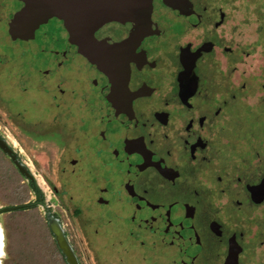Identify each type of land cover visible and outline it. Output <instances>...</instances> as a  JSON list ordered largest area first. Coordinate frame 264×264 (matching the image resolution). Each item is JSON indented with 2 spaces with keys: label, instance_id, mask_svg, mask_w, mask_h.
Here are the masks:
<instances>
[{
  "label": "flooded vegetation",
  "instance_id": "af4514ba",
  "mask_svg": "<svg viewBox=\"0 0 264 264\" xmlns=\"http://www.w3.org/2000/svg\"><path fill=\"white\" fill-rule=\"evenodd\" d=\"M24 6L0 0V40L19 44L0 76L35 94L40 112L0 91L11 151L0 153L33 191L23 209L43 206L58 253L3 264H68L50 217L78 264H264V73L252 83L241 67L263 48L264 0H153L149 16L95 31L114 49L102 69L56 17L13 40ZM255 89L262 101L248 103Z\"/></svg>",
  "mask_w": 264,
  "mask_h": 264
},
{
  "label": "water",
  "instance_id": "95a60500",
  "mask_svg": "<svg viewBox=\"0 0 264 264\" xmlns=\"http://www.w3.org/2000/svg\"><path fill=\"white\" fill-rule=\"evenodd\" d=\"M25 6L16 12L9 22V34L13 40H30L36 30L52 18L64 22L69 31L70 41L78 47V52L98 67L112 64L113 47L100 43L95 31L112 21H125L149 16L153 0H22ZM177 9L185 6L186 0H163ZM0 137V149L11 152ZM24 174L23 165L15 163ZM24 205L0 207V215L23 209ZM57 245L67 257L68 264H78L75 252L67 241L58 219L48 218ZM4 230V229H3Z\"/></svg>",
  "mask_w": 264,
  "mask_h": 264
},
{
  "label": "rangeland",
  "instance_id": "374dc122",
  "mask_svg": "<svg viewBox=\"0 0 264 264\" xmlns=\"http://www.w3.org/2000/svg\"><path fill=\"white\" fill-rule=\"evenodd\" d=\"M257 24L253 23L247 27L246 36L247 42H253L256 39ZM251 35H253L251 37ZM0 48V62L3 59H11L15 56V50L19 46L17 42L10 40V38L3 37L1 40ZM262 50V51H260ZM248 51L250 49L248 48ZM246 62L241 67L247 72V77L252 83H260L263 78L264 69V45L262 49H259L257 53H253L250 56H246ZM5 77V76H4ZM2 75L0 76V91L3 92L7 101H11V106L16 109L20 103L29 109V116L36 115L40 112L38 104L33 103L31 100L35 98V94H26L22 85L12 83L8 84ZM3 79V80H2ZM253 96L248 103H257L262 101V93L258 90H254ZM35 96V97H34ZM3 104L0 101V111L3 109ZM255 125L262 126L263 123L255 122ZM1 125V124H0ZM43 187L46 198L53 197V193L47 190V185L43 181H40ZM33 199V193L28 191L27 184L22 183L21 177L15 171L14 167L3 160L0 153V207L27 204ZM23 202V203H22ZM57 202L54 200V205ZM44 208L41 205L39 208H34L26 211L11 212L0 215V224L4 229L6 236V254H9L12 258L13 255L21 254L25 248H35L36 253H58L56 247L47 241L49 238L46 222L44 220ZM41 249L46 252H40ZM8 259V256H5ZM3 259V262L5 261ZM10 263V262H9Z\"/></svg>",
  "mask_w": 264,
  "mask_h": 264
},
{
  "label": "bare ground",
  "instance_id": "6f19581e",
  "mask_svg": "<svg viewBox=\"0 0 264 264\" xmlns=\"http://www.w3.org/2000/svg\"><path fill=\"white\" fill-rule=\"evenodd\" d=\"M5 233L0 224V264H3V259L5 258L6 252V240Z\"/></svg>",
  "mask_w": 264,
  "mask_h": 264
},
{
  "label": "trees",
  "instance_id": "16d2710c",
  "mask_svg": "<svg viewBox=\"0 0 264 264\" xmlns=\"http://www.w3.org/2000/svg\"><path fill=\"white\" fill-rule=\"evenodd\" d=\"M27 189H28V191H30V192L33 193L31 187H29L28 185H27ZM22 203H23V202H22ZM19 205H25V204L23 203V204H19ZM12 206H14V205H12ZM19 211H26V209H20V210H16V211H13V212H19ZM10 213H11V212H10ZM34 249H35V248H32V249L29 250V248H25V249H23L22 252H20V253H21V254H34V253H36V250H34ZM39 251H40V252H46V251H43V249H41V246H39Z\"/></svg>",
  "mask_w": 264,
  "mask_h": 264
}]
</instances>
